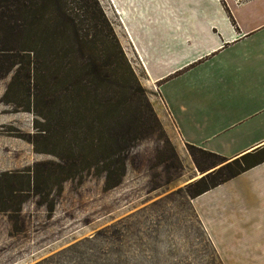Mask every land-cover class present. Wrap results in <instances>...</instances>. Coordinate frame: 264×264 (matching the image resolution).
I'll return each instance as SVG.
<instances>
[{
  "label": "rangeland",
  "instance_id": "rangeland-1",
  "mask_svg": "<svg viewBox=\"0 0 264 264\" xmlns=\"http://www.w3.org/2000/svg\"><path fill=\"white\" fill-rule=\"evenodd\" d=\"M97 42L103 47V36ZM132 70L141 94L129 96L125 122L139 115L143 127L121 155L120 184L108 190L100 170L117 154L97 155L94 131L69 152L62 130L23 110L24 87L0 79V264H223L188 192L213 169L199 171L204 157L176 144L158 88Z\"/></svg>",
  "mask_w": 264,
  "mask_h": 264
},
{
  "label": "crops",
  "instance_id": "crops-1",
  "mask_svg": "<svg viewBox=\"0 0 264 264\" xmlns=\"http://www.w3.org/2000/svg\"><path fill=\"white\" fill-rule=\"evenodd\" d=\"M110 1L120 22L104 13L130 64L158 88L176 144L264 156V0ZM193 207L223 264H264V162Z\"/></svg>",
  "mask_w": 264,
  "mask_h": 264
},
{
  "label": "trees",
  "instance_id": "trees-1",
  "mask_svg": "<svg viewBox=\"0 0 264 264\" xmlns=\"http://www.w3.org/2000/svg\"><path fill=\"white\" fill-rule=\"evenodd\" d=\"M99 36L103 47L97 46ZM8 76L9 89L24 87L23 110L62 130L69 152L80 135L83 141L94 131L96 154H117L100 170L104 189L120 184L121 155L143 127L139 115L125 122L124 112L130 109L129 96L141 93L98 0H0V79ZM187 147L204 157L207 168L198 165L199 171L213 169L190 186L191 198L264 162L255 154L231 160ZM64 162L71 169L76 159L72 155Z\"/></svg>",
  "mask_w": 264,
  "mask_h": 264
},
{
  "label": "built area",
  "instance_id": "built-area-1",
  "mask_svg": "<svg viewBox=\"0 0 264 264\" xmlns=\"http://www.w3.org/2000/svg\"><path fill=\"white\" fill-rule=\"evenodd\" d=\"M108 1H109V3H110V5H108L109 12L112 13L111 8L114 10L113 5L111 4V1H110V0H108ZM155 91H158V89L155 88ZM165 111H166V109H165ZM166 114H167L168 119L170 120L171 118H170L169 113H167V111H166Z\"/></svg>",
  "mask_w": 264,
  "mask_h": 264
}]
</instances>
